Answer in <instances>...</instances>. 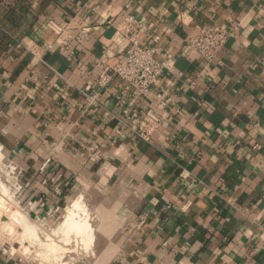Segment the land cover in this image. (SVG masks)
Listing matches in <instances>:
<instances>
[{"label":"crops","instance_id":"1","mask_svg":"<svg viewBox=\"0 0 264 264\" xmlns=\"http://www.w3.org/2000/svg\"><path fill=\"white\" fill-rule=\"evenodd\" d=\"M129 14L167 63L144 101L95 83ZM206 24L234 34L211 64L186 47ZM149 110L162 124L145 143L129 127ZM1 150L20 169L24 230L91 208L106 230L94 264H264V0H0ZM4 241L0 264H26Z\"/></svg>","mask_w":264,"mask_h":264},{"label":"built area","instance_id":"2","mask_svg":"<svg viewBox=\"0 0 264 264\" xmlns=\"http://www.w3.org/2000/svg\"><path fill=\"white\" fill-rule=\"evenodd\" d=\"M47 27L57 34L62 32V29L53 21L49 22ZM143 27V23L131 14L127 15L121 23L115 25V40L126 43L127 46L117 57L115 65L104 70L97 78L95 83L100 90H105L115 79H120L134 90L135 96L139 100L144 101L148 99L152 89L159 85L166 71L167 63L156 58L157 49L155 47H143L140 45L138 38ZM86 34L83 31L77 37V40L85 38ZM233 38L234 34L228 28L218 24H206L195 37L187 41L186 47L191 53L211 64L217 60L219 54ZM25 48L36 56L42 46L33 44L26 45ZM89 99L93 104H97L96 96H91ZM161 124L162 119L152 110H149L136 126H130L129 129L140 141L151 143L155 132L158 131ZM20 184V182L15 183V192L21 190L22 186ZM259 230L260 243L257 250L264 255V223L260 224ZM10 254L12 256L17 255L11 252ZM18 261L19 263L23 262L21 258Z\"/></svg>","mask_w":264,"mask_h":264},{"label":"rangeland","instance_id":"3","mask_svg":"<svg viewBox=\"0 0 264 264\" xmlns=\"http://www.w3.org/2000/svg\"><path fill=\"white\" fill-rule=\"evenodd\" d=\"M3 151L1 150L0 153V183H2L0 188L3 187V189H0V205H6V207L9 205V208L7 207L8 210L1 212L0 216H5L9 220L10 215L15 211V203L9 200L12 199L11 195L15 190L14 186L18 182V177L21 179L22 176H19V168L12 164L8 158H3ZM71 218H77L79 225L86 223V232H81L79 225H77L72 229L73 232L71 231L70 237H67L64 232L67 231L69 225L67 221L69 222ZM56 220L57 222L53 226H34L32 232H36H31L32 234L25 233L22 228L25 224L24 219H19V222L15 220L14 223L9 221L10 225L7 227H4L0 222V237L5 239V250L8 253L19 255V258L26 264H94V258L98 257L99 252L105 247L97 245L94 242L95 237L104 236L106 230L97 229L96 225L98 224H96L91 208L85 207L83 204L79 205L78 201L75 200L65 211L59 212ZM64 229L66 230L64 231ZM33 234L34 236H32ZM90 235L94 237L93 241L90 239L88 241Z\"/></svg>","mask_w":264,"mask_h":264},{"label":"bare ground","instance_id":"4","mask_svg":"<svg viewBox=\"0 0 264 264\" xmlns=\"http://www.w3.org/2000/svg\"><path fill=\"white\" fill-rule=\"evenodd\" d=\"M9 180H10V178H9ZM0 184H2V183H0ZM4 186V185H3ZM1 187V186H0ZM4 188H6V187H4ZM10 189H11V187H9ZM0 189H3V187L2 188H0ZM9 189V190H10ZM8 191V190H7ZM2 193H3V191H2ZM5 194H6V192H5ZM9 194V193H8ZM10 195V194H9ZM11 196H13V195H11ZM4 197V196H3ZM8 198H9V196H8ZM9 201H12V199L11 200H9ZM13 203V202H12ZM9 206V205H8ZM7 206V207H8ZM9 208V207H8ZM82 211V210H81ZM11 212H13V211H11ZM15 212V211H14ZM80 212V211H79ZM16 213H18V212H16ZM12 214V213H11ZM5 217V216H4ZM8 217V216H7ZM67 217V216H66ZM76 217V216H75ZM80 217V216H79ZM24 217H23V215H19V213L18 214H12V215H10V219H9V221L10 222H12V223H14L13 221H15L16 220V222H19L18 220L19 219H23ZM83 220V219H82ZM9 221L7 222V223H9ZM66 221V220H65ZM15 222V223H16ZM26 222V221H25ZM67 223H69V225H68V229H67V231L66 232H64V233H66L65 235L67 236V237H70L69 235L71 234V231H72V229H74L77 225H79V221H78V219L76 218V219H74V218H71L70 219V221L68 222L67 221ZM66 223V224H67ZM80 223H82V222H80ZM2 224H5V223H2ZM17 224V223H16ZM26 224V223H25ZM64 224V223H63ZM10 225V223L9 224H7L6 225V227L7 226H9ZM86 223L85 224H80L78 227L80 228L79 230L81 231V232H86ZM61 226H62V224H61ZM60 226V227H61ZM25 233H27V234H29V233H31L32 231H33V227L31 226V224H30V226L28 225H25ZM64 228H66V226H64ZM91 228V227H90ZM37 230V229H36ZM66 229H64V231H65ZM90 231H91V229H90ZM34 232H36V231H34ZM34 232H32V233H34ZM73 232V231H72ZM88 232V231H87ZM31 233V234H32ZM82 234V233H81ZM87 234V233H86ZM26 235V234H25ZM32 236H34V234L32 235ZM63 236V235H62ZM61 236V237H62ZM65 237V236H64ZM84 237V236H83ZM93 236L92 235H90L89 236V238H88V241H89V239L91 240V241H93ZM85 240H87V238H85ZM85 240H84V243H85ZM29 242V241H28ZM31 242V241H30ZM68 243V242H67ZM86 244H87V242H86ZM45 246V245H44ZM49 246V245H48ZM53 249V248H52ZM38 250V249H37ZM37 258V257H36Z\"/></svg>","mask_w":264,"mask_h":264}]
</instances>
